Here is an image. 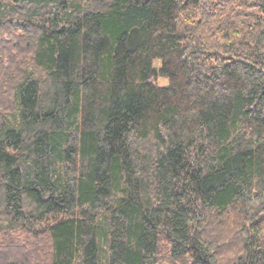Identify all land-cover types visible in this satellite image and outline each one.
I'll list each match as a JSON object with an SVG mask.
<instances>
[{
  "label": "trees",
  "instance_id": "1",
  "mask_svg": "<svg viewBox=\"0 0 264 264\" xmlns=\"http://www.w3.org/2000/svg\"><path fill=\"white\" fill-rule=\"evenodd\" d=\"M0 264H264V0H0Z\"/></svg>",
  "mask_w": 264,
  "mask_h": 264
},
{
  "label": "rangeland",
  "instance_id": "2",
  "mask_svg": "<svg viewBox=\"0 0 264 264\" xmlns=\"http://www.w3.org/2000/svg\"><path fill=\"white\" fill-rule=\"evenodd\" d=\"M155 65H156V67H158V63H155ZM158 85H159V86H166V85H167V82L164 81V80H159V81H158Z\"/></svg>",
  "mask_w": 264,
  "mask_h": 264
}]
</instances>
